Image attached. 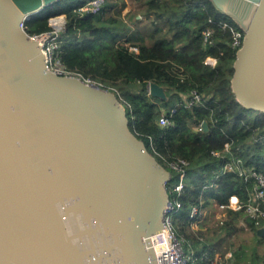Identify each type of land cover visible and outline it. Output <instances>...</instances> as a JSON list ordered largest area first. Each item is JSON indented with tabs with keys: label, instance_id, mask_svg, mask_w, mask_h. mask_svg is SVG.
<instances>
[{
	"label": "water",
	"instance_id": "95a60500",
	"mask_svg": "<svg viewBox=\"0 0 264 264\" xmlns=\"http://www.w3.org/2000/svg\"><path fill=\"white\" fill-rule=\"evenodd\" d=\"M57 1L0 0V264H157L169 171L114 92L47 69L21 24ZM211 1L245 32L231 88L264 112V0Z\"/></svg>",
	"mask_w": 264,
	"mask_h": 264
},
{
	"label": "trees",
	"instance_id": "16d2710c",
	"mask_svg": "<svg viewBox=\"0 0 264 264\" xmlns=\"http://www.w3.org/2000/svg\"><path fill=\"white\" fill-rule=\"evenodd\" d=\"M92 1L58 0L31 15L23 23L25 31L30 35L50 31L49 19L64 15L58 53L66 68L115 93L125 108L130 130L158 162L161 159L149 148V137L160 156L188 162L182 207L173 218L178 233L197 246L195 258L204 252L223 256L228 243L221 247L222 241L243 231L244 225L254 234L256 246L262 244L264 235L259 236L257 230L264 228V221L256 224L244 209H222L224 215L216 220L212 236L200 228L192 230L191 221L182 220L192 205L202 215L212 204H228L231 195L247 202L252 180L224 170L225 161L239 159L246 170L264 176V112L244 107L231 88L236 51L230 48L231 34L222 24L237 27L235 22L211 0H130L133 9L124 16L125 0H100L98 10H81ZM207 29L211 33L204 42ZM207 57L214 58L215 64H206ZM150 82L163 88L165 99L148 93ZM192 89L201 100L187 108ZM174 105V125L160 127L161 108ZM225 143L230 154L219 158L210 154L211 150L222 151ZM171 181H178L177 172L171 173L168 184ZM256 246L248 257L250 263L244 264H264V253L259 254Z\"/></svg>",
	"mask_w": 264,
	"mask_h": 264
},
{
	"label": "built area",
	"instance_id": "2783aa9c",
	"mask_svg": "<svg viewBox=\"0 0 264 264\" xmlns=\"http://www.w3.org/2000/svg\"><path fill=\"white\" fill-rule=\"evenodd\" d=\"M99 2L94 3L95 9L98 10ZM87 6L84 10H89L91 8ZM93 7V8H94ZM92 10V11H96ZM65 23V22H64ZM64 23L59 20V18H53L49 22V26L51 27L50 31L42 32L39 34L29 35L30 38L34 39L38 45L40 46L44 57L47 69L51 72L61 75V76H75L84 79L87 82H91L92 80L83 78L81 74L71 71L66 68V66L62 63L59 53V33L63 29ZM21 27L25 30L23 23ZM223 28H228L231 34L230 38V48L235 50L236 52L241 47L245 32L238 27H230L227 23L222 24ZM211 30L207 29L203 31L204 42L207 41L210 37ZM131 51L137 52L135 47L130 48ZM216 60L211 57L205 58V63L209 65H214ZM201 97L199 93L192 89L188 94V99L185 103V107L190 108L193 105H196L200 102ZM177 105L172 106L170 109L161 108L159 116L157 118V123L162 128H168L173 126V121L171 116L176 112ZM149 148L152 153L159 156L161 159L160 164L164 166L169 171V179L166 183L167 191L169 194V203L164 208V219H163V231L166 232V238L163 240V243L160 245L159 251L156 252V261L157 264H232L228 262L226 258H222V256L216 255L217 252L213 254H208V252L202 253L200 257L197 259L194 257L193 253L187 254L184 250L183 245L188 242V247L191 248L193 243L191 241H187L182 235H180L177 231V227L173 224V217L178 212L182 203L180 201V195L183 190L184 184L183 179L185 177V169L188 165V162L183 158H174L168 159L164 156H160L156 151L154 142L152 138H148ZM224 153L230 154V147L228 143L224 144L222 151L211 150L210 154L214 157H222ZM224 170L228 171H236L240 177H243L244 180L251 179L252 180V194L247 199V202L242 203L237 196L231 195L228 199V204L218 206L221 209L231 208L233 210L244 209L249 218L254 220L256 224L260 220L264 221V176L261 173L256 172L253 169L246 170L240 163L239 159H235L231 161H225L223 165ZM178 173V181L174 183L172 186L168 185V182L171 178V173ZM201 217L199 208L196 205H192L188 214V221L191 223L196 222ZM155 250V248H154Z\"/></svg>",
	"mask_w": 264,
	"mask_h": 264
},
{
	"label": "rangeland",
	"instance_id": "374dc122",
	"mask_svg": "<svg viewBox=\"0 0 264 264\" xmlns=\"http://www.w3.org/2000/svg\"><path fill=\"white\" fill-rule=\"evenodd\" d=\"M126 5L121 11V16H124L129 10L133 9V4L130 0H125ZM100 3V0H95L92 2H89L91 4L92 10H96L94 7V3ZM94 7V8H93ZM85 7H83L81 10H84ZM87 8V7H86ZM91 10V9H90ZM53 18H59L63 23L65 22V17L64 15H59L57 17H51L48 22H50ZM123 22L128 23V20L126 18L122 19ZM64 26V25H63ZM131 48V47H130ZM196 129L197 127H193ZM174 182H170L168 185L172 186ZM221 208L217 204H212L211 205V210L207 212V210L203 211L201 217L199 218L198 221L191 223V229L192 230H197V229H203L204 232L210 234L212 236V231L213 228L216 227V220L220 219L223 215L224 212H221ZM209 214V217H207ZM182 220L188 221L187 217H184ZM177 220L173 218V224L174 226H177L176 223ZM244 230L241 232H238L236 235H233L229 238L228 241H222L221 247L225 246L228 243V251L225 252V254L222 256L219 252L216 253L218 256H222V258H226L228 262H231L234 264L235 262H239L240 264L244 263H250L248 257L251 256V250L254 246H256V240L255 236L252 232H250L247 227L244 225ZM184 250L186 251L187 254L190 253H195V249H197V246H192L191 248L188 247V242H186L184 245ZM257 250L259 254L264 253V242L260 245H257ZM236 252H241L239 254H236Z\"/></svg>",
	"mask_w": 264,
	"mask_h": 264
},
{
	"label": "bare ground",
	"instance_id": "6f19581e",
	"mask_svg": "<svg viewBox=\"0 0 264 264\" xmlns=\"http://www.w3.org/2000/svg\"><path fill=\"white\" fill-rule=\"evenodd\" d=\"M165 238H166L165 230L164 231L162 230L160 233L152 236V244L156 252L159 251L160 245L163 243V240Z\"/></svg>",
	"mask_w": 264,
	"mask_h": 264
}]
</instances>
